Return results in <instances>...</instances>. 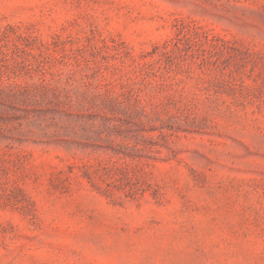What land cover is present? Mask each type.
<instances>
[{
  "label": "rangeland",
  "instance_id": "1",
  "mask_svg": "<svg viewBox=\"0 0 264 264\" xmlns=\"http://www.w3.org/2000/svg\"><path fill=\"white\" fill-rule=\"evenodd\" d=\"M0 264H264V0H0Z\"/></svg>",
  "mask_w": 264,
  "mask_h": 264
}]
</instances>
